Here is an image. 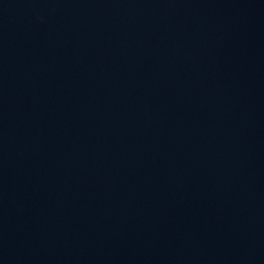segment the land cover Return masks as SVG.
Masks as SVG:
<instances>
[{
	"label": "water",
	"instance_id": "95a60500",
	"mask_svg": "<svg viewBox=\"0 0 264 264\" xmlns=\"http://www.w3.org/2000/svg\"><path fill=\"white\" fill-rule=\"evenodd\" d=\"M0 264H264V0H0Z\"/></svg>",
	"mask_w": 264,
	"mask_h": 264
}]
</instances>
